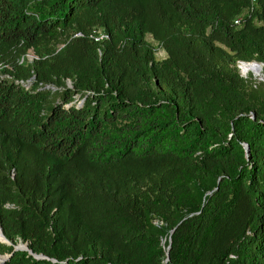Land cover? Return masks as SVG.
I'll return each instance as SVG.
<instances>
[{
  "label": "trees",
  "instance_id": "1",
  "mask_svg": "<svg viewBox=\"0 0 264 264\" xmlns=\"http://www.w3.org/2000/svg\"><path fill=\"white\" fill-rule=\"evenodd\" d=\"M250 62L264 0H0L5 264H264Z\"/></svg>",
  "mask_w": 264,
  "mask_h": 264
},
{
  "label": "rangeland",
  "instance_id": "2",
  "mask_svg": "<svg viewBox=\"0 0 264 264\" xmlns=\"http://www.w3.org/2000/svg\"><path fill=\"white\" fill-rule=\"evenodd\" d=\"M101 37V36H100ZM146 40H147V43H148V46L152 52V54L155 56L156 59H162L164 58V53L163 51L161 50V48L159 46H157L150 37H146ZM33 57H34V54L32 52H28L25 57L23 58L22 60V63L25 64H29V63H32L33 61ZM252 63H255V64H258L259 67L261 68V73H260V76L259 77H256L254 75H252V73H248L246 74L245 76L242 75L241 71H240V68L239 66L241 64H244V63H239L237 68H238V74L239 76L246 80V81H249L252 83L253 86H256L258 84H263L264 85V64L262 63H257V62H250L249 64H252ZM246 64V63H245ZM66 85L68 87H70V82L69 81H66ZM54 90V89H53ZM74 98H77V97H74ZM166 244V240L163 239L162 242H161V246L164 247ZM11 245L10 242H7V243H1L0 242V256H5V255H9L6 251V249ZM18 246H26L25 244H23L22 242L20 241H16V244L13 246L14 247H18Z\"/></svg>",
  "mask_w": 264,
  "mask_h": 264
},
{
  "label": "water",
  "instance_id": "3",
  "mask_svg": "<svg viewBox=\"0 0 264 264\" xmlns=\"http://www.w3.org/2000/svg\"><path fill=\"white\" fill-rule=\"evenodd\" d=\"M247 65H256V66H259L258 64H255V63H252V64H249V63H246ZM245 150H246V153H248V147L245 145L244 146ZM0 238L4 241V243H7L8 241L3 237L2 233H1V230H0ZM167 250H168V247H167ZM14 251H27L29 254H31L30 251H28L27 247L26 246H18V247H14L13 248V252ZM12 253H10L9 255H5V256H0V264H5L8 262L9 258L12 256ZM33 257L36 258V259H40V258H43L42 256H37V255H34L33 254Z\"/></svg>",
  "mask_w": 264,
  "mask_h": 264
},
{
  "label": "bare ground",
  "instance_id": "4",
  "mask_svg": "<svg viewBox=\"0 0 264 264\" xmlns=\"http://www.w3.org/2000/svg\"><path fill=\"white\" fill-rule=\"evenodd\" d=\"M239 68H240L242 75L244 76L248 73H252V75L259 77L261 73V68L256 65H247L244 63V64H241ZM0 242L4 243V241L1 238H0Z\"/></svg>",
  "mask_w": 264,
  "mask_h": 264
},
{
  "label": "built area",
  "instance_id": "5",
  "mask_svg": "<svg viewBox=\"0 0 264 264\" xmlns=\"http://www.w3.org/2000/svg\"><path fill=\"white\" fill-rule=\"evenodd\" d=\"M101 37L107 38V36H104V35H102ZM34 58H35V57H33V59H34ZM22 60H23V59H21L20 62H22ZM29 82H30V81H27L26 83L29 84Z\"/></svg>",
  "mask_w": 264,
  "mask_h": 264
}]
</instances>
